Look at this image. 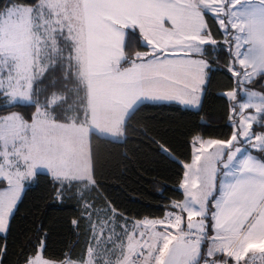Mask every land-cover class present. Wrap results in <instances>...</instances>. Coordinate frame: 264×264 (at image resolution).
<instances>
[{
  "label": "snow or ice",
  "instance_id": "snow-or-ice-1",
  "mask_svg": "<svg viewBox=\"0 0 264 264\" xmlns=\"http://www.w3.org/2000/svg\"><path fill=\"white\" fill-rule=\"evenodd\" d=\"M208 15L247 98L232 108L230 138L199 143L183 165L184 200L163 219L118 224L115 209L101 216L84 200L86 250L54 261L41 243L25 264H264V93L245 87L264 84V0H0V98L35 107L30 119L0 116V233L40 169L58 197L75 186L83 199L96 186L91 137L123 136L138 105L199 104L208 64L192 57L217 44ZM136 30L150 50L128 56L126 35Z\"/></svg>",
  "mask_w": 264,
  "mask_h": 264
},
{
  "label": "trees",
  "instance_id": "trees-1",
  "mask_svg": "<svg viewBox=\"0 0 264 264\" xmlns=\"http://www.w3.org/2000/svg\"><path fill=\"white\" fill-rule=\"evenodd\" d=\"M206 19L217 44L204 45L202 56L193 55L208 64L198 108L175 102H144L127 120L121 140L94 134L90 152L96 186L84 191L83 199L75 186L65 187L58 197L59 184L49 174L38 172L25 185L9 217L7 231L0 233V252L5 253L0 256V264H25V259L36 253L41 243L44 258L59 261L66 253L73 259L80 256L90 238L84 200L93 205L90 211L103 216L111 215V209H115L119 214L116 222L123 224L126 219L130 224L142 219L163 218L173 209V202L182 199L179 183L183 165L191 158L192 139L196 136L229 138L232 134L230 104L237 105L243 99L236 78L228 70L232 57L224 43L225 36L211 15ZM136 51L145 52L148 47L138 30L129 31L125 52L134 56ZM50 75L57 79V87H60V71ZM48 82L46 79L45 84ZM245 87L264 93L262 78ZM233 89L237 99L229 101L224 93ZM11 112L30 119L35 107H7L0 98V116ZM253 128L261 129L259 124Z\"/></svg>",
  "mask_w": 264,
  "mask_h": 264
},
{
  "label": "rangeland",
  "instance_id": "rangeland-1",
  "mask_svg": "<svg viewBox=\"0 0 264 264\" xmlns=\"http://www.w3.org/2000/svg\"><path fill=\"white\" fill-rule=\"evenodd\" d=\"M144 43V42H143ZM150 49L148 48V51H149ZM234 90V89H233ZM233 90H230V91H233ZM240 91H241V94L243 95V100H241V101H238L237 102V104L239 103V102H243V101H245L247 98H246V96L244 95V93H243V90L240 88ZM227 92H229V91H226V93ZM225 93V94H226ZM232 108H233V105H232V103L230 104V113H231V115H230V117H229V119H230V123H231V125H232V132H233V120H235V121H237L238 122V120H239V116L238 115H235V116H237L236 118H234V116H233V112H232ZM248 113H254V110L253 109H249V110H246ZM239 112V109H238V107H237V113ZM258 124V122H256V123H254L253 124V127L255 126V125H257ZM256 132H259V131H257V130H255ZM232 135V134H231ZM230 138V137H229ZM209 139H214V138H203V137H200V136H196V137H194L193 139H192V142H191V148H192V154L194 155V152H195V149H197L198 147H199V143L201 142V141H207V140H209ZM192 159H193V156H192ZM192 162V161H191ZM185 164V163H184ZM184 171H185V169H184ZM184 171H183V173H184ZM38 172H45V173H47V171L46 170H44V169H40ZM48 174V173H47ZM50 175V174H49ZM51 176V175H50ZM183 178H184V174H183ZM183 178H182V181H181V184L183 183ZM32 179V178H31ZM31 179H29V180H27V181H25L24 182V187H25V185L31 180ZM180 188H181V186H180ZM181 191H182V193H183V200H184V190H183V188H181ZM23 192V191H22ZM22 194V193H21ZM5 233V232H4ZM4 233H1V234H4Z\"/></svg>",
  "mask_w": 264,
  "mask_h": 264
},
{
  "label": "crops",
  "instance_id": "crops-1",
  "mask_svg": "<svg viewBox=\"0 0 264 264\" xmlns=\"http://www.w3.org/2000/svg\"><path fill=\"white\" fill-rule=\"evenodd\" d=\"M193 59H200V58H197V57H192ZM204 73H205V69H204ZM205 80H206V73H205V76H204V83H205ZM204 83L202 84V85H200L199 86V95H200V99H201V95H202V91H203V85H204ZM226 93V92H225ZM224 93V94H225ZM243 100V99H242ZM241 101V100H240ZM156 102H175V103H178V104H180L181 106H185V107H189V108H193V109H196V108H198V106H199V104L198 105H186V104H182V103H180L178 100H172V101H156ZM200 103V102H199ZM259 124V123H258ZM257 131H261V129H259V130H257ZM122 137L123 136H120V137H117V138H113V139H116V140H121L122 139ZM110 138H112V137H110ZM192 156H193V154H192V148H191V158H190V160L187 162V163H191V161H192ZM184 174V173H183ZM182 178H183V176H182ZM181 181H182V179H181ZM181 181H180V183H179V188H180V186H181ZM180 190H181V188H180ZM183 194V193H182ZM180 201H183V197H182V199L180 200ZM172 211H174V209H172L170 212H172ZM169 212V211H168ZM168 212H166V213H168ZM164 218V217H163ZM163 218H159V219H163ZM142 220H144V219H142ZM141 220V221H142ZM134 222V221H133ZM132 223V222H131ZM131 223L129 224V226H131ZM257 255H259V254H257ZM256 264H259V261H257L256 262Z\"/></svg>",
  "mask_w": 264,
  "mask_h": 264
},
{
  "label": "built area",
  "instance_id": "built-area-1",
  "mask_svg": "<svg viewBox=\"0 0 264 264\" xmlns=\"http://www.w3.org/2000/svg\"><path fill=\"white\" fill-rule=\"evenodd\" d=\"M165 217V216H164ZM145 220V219H144Z\"/></svg>",
  "mask_w": 264,
  "mask_h": 264
}]
</instances>
